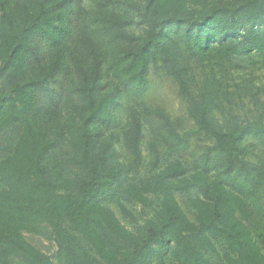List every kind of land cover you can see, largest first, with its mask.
<instances>
[{
    "label": "trees",
    "instance_id": "obj_1",
    "mask_svg": "<svg viewBox=\"0 0 264 264\" xmlns=\"http://www.w3.org/2000/svg\"><path fill=\"white\" fill-rule=\"evenodd\" d=\"M65 1L75 2L82 13L81 0H0V76L12 83L10 93L0 92V133L22 125L13 149L0 159V264H55L24 235L44 227L55 238L63 264H168L167 252L175 264H264V159L259 168L246 158L243 146L250 136L264 138V120L217 122L211 99L192 92L182 61L209 48L206 34L229 38L210 46L211 58L264 54V0L214 1L202 19L185 12L192 0H146L137 17L111 7L120 2L134 6L131 0H93L89 15L82 14L87 26L72 36ZM133 25L141 26L143 34L132 31ZM36 38L58 46L50 60H42ZM67 39L75 48L69 53L61 49ZM159 60L178 82L198 130L214 145L190 172L182 157L190 133H180L161 108H133L123 126L124 144L132 163L141 164L145 120L153 134V159L146 175L131 177L111 160L104 147L110 142L97 147L96 139L102 127L115 123L122 91L142 90ZM69 61L76 96L52 136L38 96ZM104 63L107 74L117 79L111 90L103 86ZM60 142L67 143L83 173L70 176L65 161L57 168L48 162ZM161 143L167 146L163 152ZM108 199L133 220L126 202L153 207L155 214L133 232L106 204Z\"/></svg>",
    "mask_w": 264,
    "mask_h": 264
},
{
    "label": "rangeland",
    "instance_id": "obj_2",
    "mask_svg": "<svg viewBox=\"0 0 264 264\" xmlns=\"http://www.w3.org/2000/svg\"><path fill=\"white\" fill-rule=\"evenodd\" d=\"M131 1L134 2V6L131 2H120L111 7L124 15L132 14L137 17L138 9L144 7L146 0ZM214 1L235 2L234 5L241 4V0H192L187 5L185 12L194 15L190 19H202L205 8ZM81 3L82 13L77 11L75 2L65 1L63 3L64 9L67 7L68 11L66 21L71 36L77 34L78 29L82 26H87V19H84L82 14L84 17L89 15V10L95 7L93 0H81ZM131 29L137 35L143 34V30L139 25H133ZM183 30L184 28L179 29L180 33ZM223 39L222 36L215 37L212 34H206L204 41L207 42L209 48L199 49L193 56L188 55L182 60L186 66L185 75L188 78L192 92L198 98L204 94L211 99V114L217 122L224 126L236 122L243 123L259 117L264 120V54L253 51L248 56L227 61L211 58L209 54L210 46ZM228 39L226 38L224 41ZM34 43L38 45L44 61L50 60L58 47L41 38H36ZM61 49L69 53L70 49L75 48L74 44L67 39L61 45ZM32 61L37 63L35 59H32ZM70 63L69 61V66L40 90L38 96L37 106L39 112L42 114L45 127L51 131L52 136L58 129V121L66 117L70 109V101L76 96L71 92L72 84L75 83L73 81L75 72L74 66ZM102 68L104 88L114 89L117 86V79L112 74H107L105 63ZM11 85L12 83L8 77L0 76V92L10 93ZM48 87L54 94V101H51ZM120 103L115 123L102 127L98 131L99 136L96 141L97 147L103 146L105 140L110 142V145L104 147L107 148L111 160L116 161L119 166H124V170L128 171L131 177L146 175L151 170L150 162L153 159L151 147L153 134L151 129H148L145 120H143L146 126L142 138L143 160L141 164L136 163L134 165L132 163L133 160L130 158L129 150L124 144L123 126L129 121V114L133 108L139 112H143V105L161 108L167 113L180 133H190L188 137L190 146L182 153L183 159H187L190 163V172L198 165L199 155H202L208 147L214 145L213 138L198 130L194 119L188 113L187 99L182 95L178 82L172 75L167 73L160 60L158 66L151 65L148 84L142 90L122 91ZM21 131L22 125L16 123L0 133V159L13 149ZM243 146L247 150L246 158L261 168L264 159V138L250 136L243 141ZM166 147L164 143L158 144V149L162 152L165 151ZM73 155L74 153L67 143L60 142L48 162L57 168L59 161H65L67 169L64 172H67L70 176L81 174L83 170L72 160ZM175 155L177 154H169V156ZM210 155L213 157L214 151H211ZM242 182H244L243 179ZM178 197L188 216L195 220L194 212L187 206L181 196ZM106 204L116 212L122 223L133 232H136L145 224L146 219L153 217L155 214V208L153 207L149 208L135 202H126L128 208L136 216V220H133L126 217L116 202L111 199L106 200ZM49 230V227H44L41 233L24 232V235L48 254L55 264H63L58 257V244ZM171 246L172 244L168 246L167 250ZM166 259L168 264H175L171 260L169 252H167Z\"/></svg>",
    "mask_w": 264,
    "mask_h": 264
}]
</instances>
